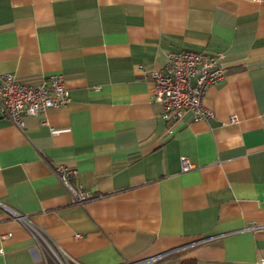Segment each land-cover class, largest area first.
Here are the masks:
<instances>
[{"label": "crops", "instance_id": "obj_1", "mask_svg": "<svg viewBox=\"0 0 264 264\" xmlns=\"http://www.w3.org/2000/svg\"><path fill=\"white\" fill-rule=\"evenodd\" d=\"M174 51L220 56L213 118H163L149 75ZM4 74L61 75L69 101L0 113V264H57L12 212L68 264H264V0H0ZM49 164L77 171L84 208Z\"/></svg>", "mask_w": 264, "mask_h": 264}, {"label": "built area", "instance_id": "obj_2", "mask_svg": "<svg viewBox=\"0 0 264 264\" xmlns=\"http://www.w3.org/2000/svg\"><path fill=\"white\" fill-rule=\"evenodd\" d=\"M224 70L220 56L192 51L170 52L163 70H154L149 75L154 86L153 99L163 106V118L174 124L180 123L187 112H192L194 121L213 118L214 113L204 106V99L208 89L223 78ZM138 71L143 72L144 67L140 65ZM68 101L69 92L61 75L38 81H22L12 74L0 76V113L19 127L25 117L45 116L51 109L63 107ZM182 162L184 171L191 169L186 159ZM49 168L69 194L72 206L84 208L92 195L84 186L72 185L77 171L50 164ZM12 214L37 241L44 256H50L57 264H68L39 227L19 213ZM251 229L264 230V224H255ZM166 255L147 256L123 264H154Z\"/></svg>", "mask_w": 264, "mask_h": 264}, {"label": "trees", "instance_id": "obj_3", "mask_svg": "<svg viewBox=\"0 0 264 264\" xmlns=\"http://www.w3.org/2000/svg\"><path fill=\"white\" fill-rule=\"evenodd\" d=\"M181 264H199L196 260H186L182 262Z\"/></svg>", "mask_w": 264, "mask_h": 264}]
</instances>
